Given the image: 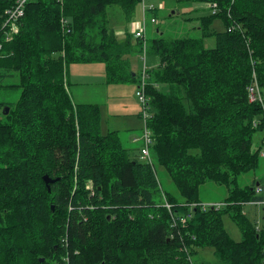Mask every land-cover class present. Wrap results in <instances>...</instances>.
I'll use <instances>...</instances> for the list:
<instances>
[{
  "label": "trees",
  "instance_id": "obj_1",
  "mask_svg": "<svg viewBox=\"0 0 264 264\" xmlns=\"http://www.w3.org/2000/svg\"><path fill=\"white\" fill-rule=\"evenodd\" d=\"M141 1H31L2 47L0 90L21 93L16 104L0 102V264H264V219L245 212L262 200V180L239 184L264 163L253 149L264 110L246 91L255 73L264 95V0H177L217 11L198 19L202 37L152 41L160 59L146 86L153 165L117 132L102 134L100 107L74 103L68 83L71 65L104 64L108 85L140 86L130 56L143 44L128 31L119 40L107 12L117 6L131 24ZM15 2L0 0V21ZM216 19L225 31L212 29ZM154 160L177 195L162 189ZM45 176L58 180L51 192ZM207 184L226 188L224 207L199 204ZM210 249L214 263L200 256Z\"/></svg>",
  "mask_w": 264,
  "mask_h": 264
},
{
  "label": "rangeland",
  "instance_id": "obj_2",
  "mask_svg": "<svg viewBox=\"0 0 264 264\" xmlns=\"http://www.w3.org/2000/svg\"><path fill=\"white\" fill-rule=\"evenodd\" d=\"M146 7L149 5H154L156 8H158V15L152 14L149 11H147V29H146V40L148 41L147 46V52H146V61L144 62V53L141 55L139 54H133L130 56L132 70L138 74L142 75L144 70H151L155 69L160 64V59L157 55L154 54L151 44L153 39L157 38L158 35H164L167 38L170 39H181V38H187V37H202L201 33L199 31V18L205 15H210L213 13V10L211 9V5L208 4H198V3H192V2H178L177 0H147L145 2ZM109 25L111 28L115 29L117 36L119 37V40L125 39V33H130L134 35V29L139 26V24L142 21V4H140L136 10V13L134 15L133 21L130 23H127L125 20V16L123 11L117 7L112 6L108 9L107 12ZM155 19L156 23H152L151 20ZM64 20V19H63ZM63 20H60V24H63ZM62 27V26H61ZM212 29L215 32H222L225 31V25L220 19H216L213 22ZM63 31V28H62ZM128 31V32H127ZM128 33V34H129ZM216 46L215 38H207L205 40V47L206 48H214ZM97 64H93L91 66H96ZM99 67H105L104 64H100ZM92 67L91 72H95L98 68ZM89 84H75L71 83L69 86L70 88V94L72 97V100L76 104H94L99 105L101 109L102 114V120L103 123L101 124V131L102 134H108V131H113L115 129L114 125L117 124V118L111 117L106 113V110H108L109 106L114 103L121 102L124 97L128 95L135 96L136 91V98L138 101V106L140 108V117H141V124L137 129H134L130 131L129 129L122 128L120 129V137L123 140V144L127 145L128 148H131L132 156H136V154H139L137 151L139 147L141 146V142L134 144L131 142L134 138V134L138 137L142 135V132H144L145 129V118L144 114L149 116L151 113L150 111H145L143 108L142 103L139 101L138 98V85L137 84H123L124 87L119 88H126L125 91H120L123 89H112L108 90L105 87L102 86V82H100V79L93 78ZM17 80H7L5 83L12 84L16 83ZM74 84V85H72ZM87 91H91L90 95L87 96ZM21 91L18 89L16 90H0V102L1 103H10V104H16L20 98ZM249 97V96H248ZM251 103V102H250ZM0 117H2L0 115ZM264 138V131L258 132L255 134L253 139V149L256 151L259 147L262 145V139ZM138 156V155H137ZM261 156V155H260ZM262 158V157H261ZM154 159V158H153ZM141 162H143L141 159H139ZM264 161V158H262ZM155 167H156V173L157 178L160 182V185L162 189L165 192L177 195L178 191L174 187L170 177L168 176L165 169H163L161 166L158 165L156 160H154ZM264 180V163L262 164V168L258 170V172H251L250 174H245L240 179L239 184L241 186L249 185L254 180ZM264 182V181H263ZM262 182V183H263ZM164 194V193H163ZM228 192L225 187H219L214 184H207L201 188L200 198L203 207L204 205H214L218 203L224 202V199L227 197ZM163 199L166 200L165 196L163 195ZM168 203L165 204V206ZM199 204H193L199 205ZM207 205V206H208ZM250 206V205H249ZM245 206V211L250 215L251 214V208H256V206ZM264 206V205H260ZM169 210V209H168ZM224 223L226 226V229L230 236L236 240L240 241L242 239V233L237 228V226L234 224V222L228 217L225 216ZM200 256L204 257L205 260L214 263L215 258L213 256V253L210 250L200 251Z\"/></svg>",
  "mask_w": 264,
  "mask_h": 264
},
{
  "label": "built area",
  "instance_id": "obj_3",
  "mask_svg": "<svg viewBox=\"0 0 264 264\" xmlns=\"http://www.w3.org/2000/svg\"><path fill=\"white\" fill-rule=\"evenodd\" d=\"M31 1H37V0H16L15 4L9 8L5 14L4 17L1 19L0 21V52L2 50V47L4 45H6L7 43H10L13 38L14 35H16L19 32V23L20 21L24 18L25 14H26V7L28 5V3H30ZM147 0H142L140 4H142V21L139 24L138 27H136V29H134V35L135 38L138 39L140 42H142V47H143V53H144V62L146 61V52H147V46H148V41L146 40V29H147V21H146V15H147V11H149L150 13L154 10H158V8H156L154 5H149L148 7H146L145 2ZM217 6L212 5L211 9L213 10V13H216L217 11ZM151 22L154 24L156 23L155 19H152ZM66 21L63 20V24H65ZM1 56V55H0ZM148 70H144V72L141 75V83L140 86L138 87V98L139 101L142 103L143 108L145 111L146 110V105L149 101L147 95H146V86H147V76H148ZM253 81L252 83L248 86V89L246 91H248V96H249V101L253 104H257L263 107L264 110V95L262 93V89L260 88L258 79L256 76V74H253ZM149 116H147L146 114H144V118H145V129L143 132V148L141 149V154H140V158L141 160L146 163V164H150L153 165V159H152V154H151V147L154 144V140H153V136L151 133V130L149 129L148 125H147V119ZM254 126H258L257 123L254 124ZM260 155L262 158H264V138L262 139V145H261V152ZM255 196L256 197H260L262 198L261 201L258 202H252V205H264V182L261 183L259 186H256L255 188ZM204 205L203 209L207 210V209H220L222 207H224L226 205V203H218V204H214V205ZM171 205L167 204L166 207L167 209L171 210Z\"/></svg>",
  "mask_w": 264,
  "mask_h": 264
},
{
  "label": "crops",
  "instance_id": "obj_4",
  "mask_svg": "<svg viewBox=\"0 0 264 264\" xmlns=\"http://www.w3.org/2000/svg\"><path fill=\"white\" fill-rule=\"evenodd\" d=\"M113 30L115 31V29H113ZM115 33H116V31H115ZM116 35H117V33H116ZM125 36H126V33H125ZM122 41H124V39ZM91 65H93V64H73V65H71L68 69V83H69V85L71 83L89 84L90 82H92L91 80L93 78H98V79H100V82H102V86L108 90L116 89L118 91V89H123V90H119V92L125 91L126 88H119V87H124L122 85H108L107 83H105L106 82V69H105V67H103V66L99 67L101 65L97 64L96 66H98L99 68L95 72H91L92 67H96V66H91ZM72 85H74V84H72ZM69 92H70V88H69ZM90 93H91V91H87L86 95L89 96ZM106 113L109 116L118 119L117 120L118 125H114L115 129L113 131L112 130L108 131L109 133L110 132H117L119 137H120V131L119 130L122 128L129 129L130 131L137 129L139 127V125L141 124V122H140L141 117H140V108L138 106V101L136 98V91H135V96L128 95V96L124 97V99L121 102L111 104L109 106L108 110H106ZM102 123H103V120H102ZM133 136H134V138H133V140H131L132 143H134V144H137L140 142L142 143L141 146L139 147L138 151H137L139 154H136V156L138 155L137 157H139V159H141L140 158V154H141L140 151L144 145L143 140H142L143 132H142V135L140 137L136 136L135 134ZM120 140H121L122 145L126 149H129L131 151V148H128L127 145L123 144V140L121 137H120ZM261 180H262V182L264 181L263 178ZM249 205L250 206H256V208H251V214L252 215H250V217H252L253 220L254 219H260V220L264 219V211H263L264 206L262 207L259 205H252V204H249ZM257 223H258V225H261V222L259 220Z\"/></svg>",
  "mask_w": 264,
  "mask_h": 264
},
{
  "label": "water",
  "instance_id": "obj_5",
  "mask_svg": "<svg viewBox=\"0 0 264 264\" xmlns=\"http://www.w3.org/2000/svg\"><path fill=\"white\" fill-rule=\"evenodd\" d=\"M6 109H7L6 114L8 115V113H9V109H10V108L7 106ZM44 181H45V184H46L47 187H48L49 192H51L50 185L56 183L58 180H54V179L52 180L49 176H45V177H44ZM259 185H260V184L257 183V186H259ZM52 208H53V211H54V207H52Z\"/></svg>",
  "mask_w": 264,
  "mask_h": 264
},
{
  "label": "bare ground",
  "instance_id": "obj_6",
  "mask_svg": "<svg viewBox=\"0 0 264 264\" xmlns=\"http://www.w3.org/2000/svg\"><path fill=\"white\" fill-rule=\"evenodd\" d=\"M79 124V123H78Z\"/></svg>",
  "mask_w": 264,
  "mask_h": 264
}]
</instances>
